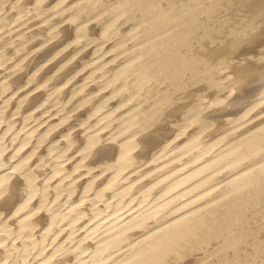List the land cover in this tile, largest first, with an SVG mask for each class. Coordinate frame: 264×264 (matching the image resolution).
Instances as JSON below:
<instances>
[{"label": "bare ground", "instance_id": "bare-ground-1", "mask_svg": "<svg viewBox=\"0 0 264 264\" xmlns=\"http://www.w3.org/2000/svg\"><path fill=\"white\" fill-rule=\"evenodd\" d=\"M68 1L0 0L1 29L63 10L0 48L9 77L61 36L0 80V264H264V0ZM81 72L103 78L43 89Z\"/></svg>", "mask_w": 264, "mask_h": 264}, {"label": "rangeland", "instance_id": "rangeland-1", "mask_svg": "<svg viewBox=\"0 0 264 264\" xmlns=\"http://www.w3.org/2000/svg\"><path fill=\"white\" fill-rule=\"evenodd\" d=\"M68 1V0H67ZM75 1H77V0H69L68 2H66V3H69L68 5H64L65 7H70L71 5H73V4H75L76 2ZM47 2H48V0H47ZM71 2V3H70ZM72 2H73V4H72ZM75 2V3H74ZM10 3L11 2H8L7 3V6H9L10 5ZM47 3L46 2H44V5H46ZM71 4V5H70ZM64 6H62L60 9H63V7ZM45 12H44V14L46 13V15H44L43 16V14L42 15H40V16H36L35 14L37 13V11H32L28 16H26L25 18H23L22 20H20V21H18V22H16V23H14V24H11V25H8V26H6V27H3L2 29H1V26L2 25H4V24H6L7 23V21L6 20H4V21H2V23L0 24V34H2L1 36H0V48L3 46V44L5 43V41L6 40H8L9 39V37H11L12 35H15L16 33H18L19 31H21V30H23V29H25L24 30V34H26V32H33V31H35V29L37 30V29H39V28H41L42 26H45L46 24H47V22H39L42 18H44V17H46V16H51L50 17V19L49 20H52V21H56V23H59L60 22V20H61V13L63 12V10H60L59 12H57V13H59V14H57V13H53V14H55V16L52 14V12H55V11H50V10H53L52 8H47L46 6H45ZM13 10V11H12ZM11 11L10 10H3L2 12H1V14L0 15H2L3 16V14H4V16L5 15H7L8 17L9 16H12L13 15V13L14 12H17L18 11V9H12ZM47 10L49 11V12H47ZM10 13V14H9ZM49 13H51V14H49ZM60 15V16H59ZM57 16H59V18L57 17ZM56 17V18H55ZM58 19H60V20H58ZM58 20V21H57ZM95 20H97V18H95L93 21H95ZM93 21H91V22H93ZM66 22L67 21H63V22H61L60 23V25H66ZM63 23V24H62ZM68 23V22H67ZM34 25V26H33ZM129 25V26H128ZM128 25H124L123 26V28L125 27V26H127V27H130V24H128ZM16 26V27H15ZM19 26V27H18ZM61 26V27H62ZM15 27V28H14ZM60 27V26H59ZM10 28H13V29H10ZM30 28V29H29ZM126 28V27H125ZM7 30L9 31V32H7ZM7 33H6V32ZM29 32V33H30ZM5 35H4V34ZM9 33V34H8ZM49 33H44V35L43 34H41V35H39V36H37V37H34V39H32V40H30V42H28L27 43V45L28 44H30V45H34L35 43H38L39 42V40L40 39H42V38H44L45 36H47ZM32 35V34H31ZM42 36H44V37H42ZM60 36V35H59ZM57 37V38H55V40H58L60 37ZM24 37H26L25 35H21V36H13L9 41H8V43H7V45L4 47V48H6V49H9V48H13L16 44H17V42H18V40L21 38V39H24ZM40 37V38H39ZM2 38V39H1ZM118 39V37H115L114 38V40L113 39H111V41H108L107 43L109 44V42H110V44L109 45H111V44H113L114 43V41H116ZM12 40V41H11ZM55 40L53 39V40H51L50 42H48V43H46V44H44V45H42V47L41 46H39V47H37L35 50H37V51H32V52H30V53H28L29 52V50H26V51H24V54L23 55H26V53H28V55L26 56V58H25V60H24V62L23 63H25L24 65L26 66L27 65V63L28 62H30L29 64H31V61H32V59H33V57H34V55L39 51V49H40V47H41V49L45 46V45H49L50 43H53V42H55ZM14 42V43H13ZM10 43V44H9ZM97 44V43H96ZM95 44V45H96ZM108 44H106L105 45V47H107L108 46ZM94 44L92 45V46H89V47H87V48H84V49H82V50H80L78 53H76L77 55H75L74 56V58L72 59V61L74 60V61H76V59H79L81 56H83V54H85L86 53V51L88 52L90 49H92L94 46H95ZM73 46H75L74 44H73ZM68 49H69V51H68ZM89 49V50H88ZM14 50V49H13ZM13 50L11 51V52H13ZM72 50V46H69L66 50H65V53L64 52H62V53H60V55H57V56H55V58H52V59H50V61H46V63H44L43 64V69L45 68V67H48V66H51L52 65V62L54 61H56L57 60V62H59V61H62L63 62V59H65V58H67L69 55H67L66 57L64 56V54H68V52H70ZM15 51V50H14ZM68 51V52H67ZM104 51V52H103ZM101 53H98V56L100 57V59H98L99 57L97 56V55H93V56H89L88 58L91 60L90 61V63H89V66L87 67V70L89 69H91V68H93L94 67V65L97 63V64H103V63H108L109 65L110 64H113V63H115L114 61H113V59H116V58H119V57H121L122 55L124 56L126 53L125 52H123L122 54H118V52L120 51H116V52H112V53H108V51H107V49H104ZM106 51V52H105ZM34 52V53H33ZM121 52V51H120ZM14 53V52H13ZM64 53V54H63ZM110 55H108V54ZM117 54V56L115 57V58H113L112 60H111V58H112V56H114L115 54ZM21 54V55H22ZM106 55V56H105ZM96 56V57H95ZM122 56V57H123ZM61 57H64V58H62L61 59ZM76 57V58H75ZM93 57H94V59H93ZM104 57H105V59H104ZM121 57V58H122ZM59 58V59H58ZM70 59H71V57H70ZM29 60V61H28ZM59 60V61H58ZM97 60V61H96ZM15 60H11V61H8L4 66H0V71H3L2 70V68L4 69V71L3 72H0V80H3V79H9V78H13L14 76H17L18 74H20V73H22L23 71H26L27 70V68H28V66H24L22 69H20V71H18V72H16V73H14L12 76L10 75L9 77H6L7 75H9L10 73H12L15 69L14 68H9V63H12V62H14ZM26 61H27V63H26ZM68 61V60H67ZM105 61V62H104ZM113 62V63H110V62ZM62 62H60V64H63V63H65L66 61H64L63 63ZM95 62V63H94ZM56 63V62H55ZM94 65H93V64ZM49 64H51V65H49ZM54 64V63H53ZM70 64V63H69ZM92 64V65H91ZM117 63H115V65H116ZM118 64H119V62H118ZM117 64V65H118ZM114 65V64H113ZM114 65V66H115ZM65 68H67V67H65ZM65 68H63V69H61V70H59L61 73H62V70H64ZM6 70V71H5ZM59 71H56L55 73H53V74H55V75H58V73L60 74V72ZM20 72V73H19ZM58 72V73H57ZM84 72V71H83ZM83 72H81V73H78L76 76L75 75H73L74 77H72V75H69V76H67V77H65V78H63V79H61V80H59L58 82H56V83H52L53 81H51V83L53 84H51L52 86H50V88H49V86L48 87H46V88H43V89H45V90H48V89H56V90H58L59 89V87L61 88L62 86H60V85H64L65 86V89H69L70 87L69 86H71V89H75V88H78V87H84V89L86 90V92H83V94L84 93H88L92 88H89L90 86L91 87H93V85H95V84H97V82L100 80V79H102L103 78V76H101L100 78H98V79H94L93 81L92 80H83ZM40 75H41V72L39 73ZM38 74V75H39ZM54 75V76H55ZM72 78V79H71ZM79 79V80H78ZM70 80V81H69ZM96 80H97V82H96ZM41 79L40 80H37V81H35V82H32V83H30V85H32L31 87H34V86H37L38 85V83H41ZM69 81V82H68ZM95 81V82H94ZM36 82H37V84H36ZM62 82V83H61ZM92 82V83H91ZM75 83V84H74ZM89 83V84H88ZM35 84V85H34ZM69 84V85H68ZM73 84V85H72ZM29 84L28 85H26V86H23V87H21L17 92H16V94H19V93H25V92H27V89H29V88H31V87H29L30 86ZM58 85V86H57ZM66 85H68V86H66ZM85 85V86H84ZM87 85V86H86ZM74 86V87H73ZM58 88V89H57ZM87 88H89L88 90H87ZM41 87H40V89L38 88H36V90H34L35 92H31V93H36V92H38L39 90H43ZM67 89V90H68ZM110 90V89H109ZM11 91H13V90H11ZM24 91V92H23ZM102 91H104V89L102 90ZM67 93H69V91L68 92H66V95H59V94H57L56 96H54V98L52 99L53 101H49V102H52V103H54L55 101L56 102H59L60 101V99H64L65 98V96H67ZM72 93H73V91H72ZM80 95V94H79ZM63 96V97H62ZM56 98H60L59 100L58 99H56ZM54 99H55V101H54ZM114 99V101H115V98H113ZM117 99V98H116ZM113 101V100H112ZM55 102V103H56ZM68 102V100L67 101H62L60 104L59 103H57L56 104V106L54 105L53 107H52V109L51 110H53L50 114H45V115H43L42 116V118H40L41 120H43V119H45V117L46 118H48V122L46 123V125L47 124H49V123H52L54 120H56V119H58V118H61L63 115H64V113L66 112V111H68L69 110V108L67 107L66 109H64L63 111H61L59 114L57 113V114H54L55 113V111H57L56 109H60V108H63V107H65L66 106V103ZM71 107V106H70ZM58 109V110H59ZM80 111L82 110V108H80L79 109ZM79 110H76V111H78L79 112ZM38 111H39V109H38ZM74 112V113H77V112ZM50 117V118H49ZM38 120V121H41V120ZM38 121H35L34 122V120H32V124H31V122H30V124L29 123H27V128H29L30 126H32L34 123H37ZM64 121V120H63ZM68 123H65L64 124V126L65 127H67L66 125H67ZM71 124H73L72 122L70 123V124H68V125H71ZM35 125V124H34ZM64 126H59V127H57L59 130H60V133H59V131H58V129L56 128L53 132H52V134L54 135V133H55V136H61V137H58L57 138V141H64L65 139H67V138H69L71 135H67V136H64L63 135V133L62 132H64V129L63 128H65ZM85 125H80L79 127H74L72 130H71V132L73 131V132H76V131H78V130H80V129H82L83 127H84ZM70 127H72V125L70 126ZM26 128V129H27ZM60 128H62V129H60ZM68 129H69V127H67ZM66 128V129H67ZM62 131V132H61ZM107 131H109V129H106L105 130V132H104V130H102V133L105 135L106 134V132ZM56 132H58V134L56 135ZM99 132V131H98ZM60 134V135H59ZM65 137V138H64ZM105 138L103 139L102 138V140L104 141L105 139L106 140H108L107 141V144L108 143H115V141H110V140H112V139H110V136H108L107 138H106V136H104ZM54 138H50V140H53ZM62 139V140H61ZM110 139V140H109ZM49 140V141H50ZM49 142H46V144H48ZM45 144V145H46ZM77 144H79V143H76V145ZM103 144V143H102ZM104 144H106V142H104ZM43 149V148H42ZM41 149V150H42ZM70 151H73V149H71ZM72 153V152H71ZM76 155V156H75ZM71 159L72 160H77L79 157H81V156H83L84 155V153L83 154H81V153H76ZM79 155V156H78ZM38 157H40L41 155H37ZM37 156L35 157V159L37 158ZM78 156V157H77ZM75 158V159H74ZM34 159V160H35ZM89 159L90 158H88L87 159V161H89ZM72 160H68L67 162H68V164H70L71 162H72ZM70 161V162H69ZM53 163V162H52ZM67 164V163H66ZM148 165H150V164H147V165H145L146 167L148 166ZM145 166L143 167V168H145ZM101 167H99V168H97V169H95V170H93V171H90V172H87V173H85L84 175H82L81 177H79L77 180H79V179H81V180H84L85 178H87V177H89V176H91V175H93V174H95V172L96 171H98L99 169H100ZM84 169H82V171H83ZM79 172H81V170H79ZM108 174V173H107ZM107 174H102L101 176H99V177H97L98 179L97 180H99V179H104L106 176H107ZM81 180H79V181H81ZM109 226H111V225H109ZM109 226H108V228H109ZM100 232H98V234H99ZM101 236H103V235H99V237H101Z\"/></svg>", "mask_w": 264, "mask_h": 264}]
</instances>
